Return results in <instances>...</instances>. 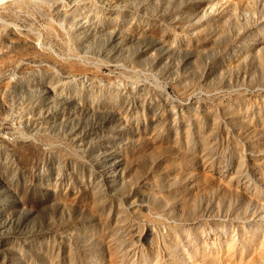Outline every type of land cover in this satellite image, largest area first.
<instances>
[{
	"label": "rangeland",
	"instance_id": "rangeland-1",
	"mask_svg": "<svg viewBox=\"0 0 264 264\" xmlns=\"http://www.w3.org/2000/svg\"><path fill=\"white\" fill-rule=\"evenodd\" d=\"M20 1L0 264H264V0Z\"/></svg>",
	"mask_w": 264,
	"mask_h": 264
},
{
	"label": "bare ground",
	"instance_id": "bare-ground-1",
	"mask_svg": "<svg viewBox=\"0 0 264 264\" xmlns=\"http://www.w3.org/2000/svg\"><path fill=\"white\" fill-rule=\"evenodd\" d=\"M20 1V0H19ZM22 1V0H21ZM21 1H20V4L19 5H21ZM18 3V2H17ZM17 3H15V4H17ZM11 4V3H10ZM18 5V4H17ZM2 14V13H1ZM231 248V250H232V247H230ZM230 251V250H229Z\"/></svg>",
	"mask_w": 264,
	"mask_h": 264
}]
</instances>
